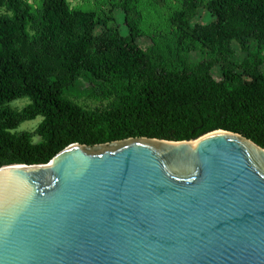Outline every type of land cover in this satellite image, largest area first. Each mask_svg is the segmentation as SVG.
Wrapping results in <instances>:
<instances>
[{
    "label": "trees",
    "instance_id": "obj_1",
    "mask_svg": "<svg viewBox=\"0 0 264 264\" xmlns=\"http://www.w3.org/2000/svg\"><path fill=\"white\" fill-rule=\"evenodd\" d=\"M110 1L119 3L126 36L66 0H40L36 9L0 0V168L44 165L75 143L187 142L217 130L264 149V0H178L170 17L176 65L163 58L169 42L138 44L137 0ZM202 8L213 20L204 26L195 23ZM234 40L253 41L255 52L234 61ZM195 43L222 63L217 78L211 62L190 63ZM81 78L93 85V108L66 97ZM23 97L25 107L10 108ZM37 117L32 131H17Z\"/></svg>",
    "mask_w": 264,
    "mask_h": 264
},
{
    "label": "water",
    "instance_id": "obj_2",
    "mask_svg": "<svg viewBox=\"0 0 264 264\" xmlns=\"http://www.w3.org/2000/svg\"><path fill=\"white\" fill-rule=\"evenodd\" d=\"M0 264H264V149L217 130L1 167Z\"/></svg>",
    "mask_w": 264,
    "mask_h": 264
},
{
    "label": "rangeland",
    "instance_id": "obj_3",
    "mask_svg": "<svg viewBox=\"0 0 264 264\" xmlns=\"http://www.w3.org/2000/svg\"><path fill=\"white\" fill-rule=\"evenodd\" d=\"M29 3L33 9H36L40 0H25ZM68 6L72 10L81 11H94L98 17L106 19L108 27L116 28L121 35H127V28L124 25V15L119 7V3H113L110 0H66ZM179 9L178 0H137L136 10L140 15L138 22V29L140 32V38L138 44L141 47L152 46L151 37L159 38L164 43L170 44L163 53V58L169 64H180L182 61L180 54L176 56V50L172 44L170 35L174 32V27L170 23L171 14ZM212 20L211 15L204 9L199 10V14L195 19V23L200 25H207ZM102 28H98L97 32ZM166 48V46H164ZM231 49L234 52L233 60L239 61L242 58L248 56L249 53H254L256 50V44L248 40L247 43L234 40L230 44ZM186 58V54L184 55ZM187 58L190 63L193 62H211L212 73L217 78L221 62L217 61V56L207 50L203 49L199 44H193L192 50L187 54ZM189 63V62H188ZM264 70V65L260 67ZM93 85L86 79L81 78L76 85L71 88L66 97L81 106L93 108L98 105V102L91 99L89 96ZM29 103V100L25 97L16 100L9 106L13 110H21ZM41 122V117H37L33 121H26L18 128V132L21 131H32Z\"/></svg>",
    "mask_w": 264,
    "mask_h": 264
},
{
    "label": "bare ground",
    "instance_id": "obj_4",
    "mask_svg": "<svg viewBox=\"0 0 264 264\" xmlns=\"http://www.w3.org/2000/svg\"><path fill=\"white\" fill-rule=\"evenodd\" d=\"M187 144H190V143H187Z\"/></svg>",
    "mask_w": 264,
    "mask_h": 264
}]
</instances>
